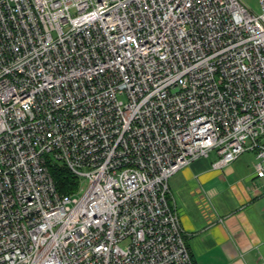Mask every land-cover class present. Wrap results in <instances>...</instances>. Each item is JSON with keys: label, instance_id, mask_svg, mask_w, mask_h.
Returning <instances> with one entry per match:
<instances>
[{"label": "built area", "instance_id": "obj_1", "mask_svg": "<svg viewBox=\"0 0 264 264\" xmlns=\"http://www.w3.org/2000/svg\"><path fill=\"white\" fill-rule=\"evenodd\" d=\"M260 3L0 0V264H195L170 179L254 152L264 188Z\"/></svg>", "mask_w": 264, "mask_h": 264}, {"label": "crops", "instance_id": "obj_2", "mask_svg": "<svg viewBox=\"0 0 264 264\" xmlns=\"http://www.w3.org/2000/svg\"><path fill=\"white\" fill-rule=\"evenodd\" d=\"M212 153L169 182L195 264H264V188L256 154L215 168L218 155Z\"/></svg>", "mask_w": 264, "mask_h": 264}, {"label": "trees", "instance_id": "obj_3", "mask_svg": "<svg viewBox=\"0 0 264 264\" xmlns=\"http://www.w3.org/2000/svg\"><path fill=\"white\" fill-rule=\"evenodd\" d=\"M50 173L60 194L70 195L79 191L81 182L66 165L61 163L51 164Z\"/></svg>", "mask_w": 264, "mask_h": 264}, {"label": "rangeland", "instance_id": "obj_4", "mask_svg": "<svg viewBox=\"0 0 264 264\" xmlns=\"http://www.w3.org/2000/svg\"><path fill=\"white\" fill-rule=\"evenodd\" d=\"M245 3L247 4V6L251 9V11L254 13V14H261L262 12V7H261V3H260V0H245ZM213 153H212V157H213ZM88 186V181H83L82 182V185H81V189H82V192H80V194L78 195V197H80L82 194H83V191L86 190Z\"/></svg>", "mask_w": 264, "mask_h": 264}]
</instances>
